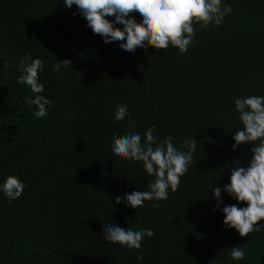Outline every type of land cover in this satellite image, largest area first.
Instances as JSON below:
<instances>
[{"label":"trees","instance_id":"16d2710c","mask_svg":"<svg viewBox=\"0 0 264 264\" xmlns=\"http://www.w3.org/2000/svg\"><path fill=\"white\" fill-rule=\"evenodd\" d=\"M222 5L232 11L221 24L193 22L187 52L169 45L130 53L119 46L125 41L104 43L76 5L0 0V185L9 176L25 185L12 201L0 191V264H264V220L259 232L241 237L224 227L222 212L247 206L223 189L232 166L247 167L252 157L251 143L233 150L235 131L243 130L234 102L264 96V0ZM129 15L142 22L138 13ZM28 54L43 62L40 95L51 101L39 119L36 106L24 102L35 94L17 83ZM65 59L71 68L54 71ZM119 105L127 115L117 122ZM130 121L142 142L153 125L158 141L171 136L181 151L196 139L178 189L137 208L115 203L148 191L155 179L143 162L111 151ZM216 187L219 207L211 195ZM109 224L154 235L129 249L104 239ZM235 246L243 259L230 258Z\"/></svg>","mask_w":264,"mask_h":264},{"label":"clouds","instance_id":"9594fccd","mask_svg":"<svg viewBox=\"0 0 264 264\" xmlns=\"http://www.w3.org/2000/svg\"><path fill=\"white\" fill-rule=\"evenodd\" d=\"M63 5L65 8L76 5L79 13L86 19L87 26L93 33L100 35L104 43L125 41L119 46L130 53L147 46L163 50L169 45L180 53H185L193 43L194 21L200 22L201 27L209 23L219 25L232 11L230 6L222 5V0H63ZM130 13H138L142 22L137 23ZM109 16L114 17L115 23L123 25V28L115 27L112 21L106 19ZM62 65L71 68V61H59L53 65V70L59 71ZM20 68L22 74L17 83L26 84L35 94L33 99L25 97V104L29 107L36 106L38 110L34 115L37 119L46 116V105H50L51 101L40 95L44 91V86L38 82V73L43 70L42 60L33 59L28 54L20 60ZM234 103L235 110L240 114L243 130L235 131L233 150L240 144L251 143L252 157L247 167H242L239 163L231 168L230 182L224 186L223 191L247 206H224L223 225L235 229L241 237H245L253 231L259 232L262 227L257 222L264 220V96L237 98ZM126 115L127 106L119 105L115 111V120L123 121ZM128 127L130 131L125 135L113 137L112 153L128 161L143 162L145 172L155 179L148 183V191L126 193L123 198L117 196L115 203L123 202L137 208L142 207L144 201L166 200L169 188L172 192L178 189L180 177L186 174L192 162L196 139L186 141L182 148L187 151H181L176 148L171 136L158 141V137L153 135L154 125L145 131L143 142L141 135L134 131L136 125L130 121ZM24 187L18 178L9 176L0 185V191L12 201L22 195ZM211 195L219 207L222 202L221 188H214ZM102 235L107 241L139 250L143 238L152 237L154 230L133 231L109 224L103 228ZM229 256L233 260H241L245 252L235 246L231 248ZM137 259L143 260V256L139 255Z\"/></svg>","mask_w":264,"mask_h":264}]
</instances>
